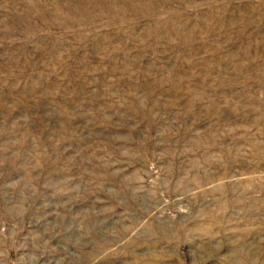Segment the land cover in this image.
<instances>
[{
	"label": "rangeland",
	"instance_id": "rangeland-1",
	"mask_svg": "<svg viewBox=\"0 0 264 264\" xmlns=\"http://www.w3.org/2000/svg\"><path fill=\"white\" fill-rule=\"evenodd\" d=\"M0 264H264V0H0Z\"/></svg>",
	"mask_w": 264,
	"mask_h": 264
}]
</instances>
